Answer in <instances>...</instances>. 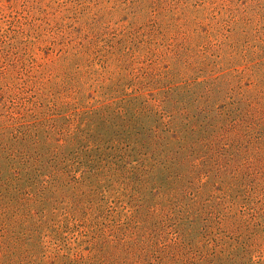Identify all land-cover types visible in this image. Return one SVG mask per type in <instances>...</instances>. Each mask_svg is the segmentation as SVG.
<instances>
[{
	"label": "trees",
	"instance_id": "1",
	"mask_svg": "<svg viewBox=\"0 0 264 264\" xmlns=\"http://www.w3.org/2000/svg\"><path fill=\"white\" fill-rule=\"evenodd\" d=\"M239 14L235 27L223 20L216 48H184L191 76L161 69L166 54L147 39L71 33L50 59L48 89L4 98L0 264H206L226 249L232 208L247 209L252 190L264 199V30L241 27ZM238 45L213 75L221 67L206 54Z\"/></svg>",
	"mask_w": 264,
	"mask_h": 264
},
{
	"label": "rangeland",
	"instance_id": "2",
	"mask_svg": "<svg viewBox=\"0 0 264 264\" xmlns=\"http://www.w3.org/2000/svg\"><path fill=\"white\" fill-rule=\"evenodd\" d=\"M253 1L244 14H239L245 5ZM157 4L159 6L152 11L151 5ZM259 6L263 9H258ZM156 11L160 16H148V12ZM231 14H239L237 17L241 27L263 32L264 0H0V103L10 94L30 97L34 93L31 85L37 90L42 84H47L48 89L52 80L48 69L50 59L56 56L60 45L66 44L71 33L74 36L93 34L94 37L115 42L124 40L128 46L134 42L131 41L132 35L135 45L139 40L147 39L152 48L159 51L158 55L166 54V57L160 56L157 60L161 69L167 63L180 65L185 75L183 77L191 76L194 72L184 68L187 57L182 55L184 48L199 50L206 43L223 40L220 38L229 29L223 20L235 27V22L229 20ZM251 19L253 21L250 23ZM215 28L221 35L218 38L210 34L216 32ZM210 46L216 48L215 45ZM237 48L240 49V45L229 53L211 49L206 54V62H211L214 69L221 67L213 75L226 72L224 66L228 64V55ZM217 54L220 56L216 57ZM135 56L138 57V52H135ZM261 60L259 72L264 74V56ZM211 66H206L207 74ZM242 66L241 63L232 65L238 71ZM26 70H30V76L25 74ZM249 71L244 69V78L249 77V80L257 83L258 80L253 77L259 76H249ZM251 195L252 202L247 209L241 210L240 206L232 208V217L227 219V231L220 235L222 239L218 246L224 243L226 249L235 252L237 257H227L226 249L220 251L222 247L217 252L220 255H210L211 262L206 264H220L222 260L225 264H264V199L257 200L255 190ZM126 201V198L125 203L124 200L117 202L115 199L114 206L120 209L122 204L121 210L125 206L127 208ZM199 239L205 240L196 235L194 242L199 243ZM243 242L250 245L247 253ZM232 259H235L234 262Z\"/></svg>",
	"mask_w": 264,
	"mask_h": 264
}]
</instances>
